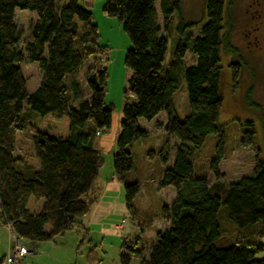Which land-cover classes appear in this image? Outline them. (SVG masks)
Segmentation results:
<instances>
[{
    "label": "trees",
    "instance_id": "1",
    "mask_svg": "<svg viewBox=\"0 0 264 264\" xmlns=\"http://www.w3.org/2000/svg\"><path fill=\"white\" fill-rule=\"evenodd\" d=\"M226 1L204 0L205 21L194 37L178 24L177 31L185 35L169 63L167 37L172 15L179 12L177 1L159 0L161 29L157 0H107L103 6L131 43L124 59L130 75L113 176L123 183L125 206L133 214L140 184L125 183L134 165L130 149L152 127H161L159 188L174 191L171 203L161 207L168 226L155 231L147 253L141 233L124 241L119 264H264V160L256 154L250 175L229 184L220 181L217 170L225 145L224 126L217 120L223 107L221 49H229ZM17 10L35 14L21 49ZM98 38L91 13L78 0H0V225H8L19 240L47 242L73 230L75 218L92 203L83 197L103 163L92 140L109 128L112 111L105 106L107 73L100 65L104 48ZM187 52L194 59L190 65L184 64ZM24 59L37 63L40 71L32 93L19 67ZM88 60L84 98L75 78ZM182 81L188 113L180 120L173 96ZM240 126L241 145H253L254 123L246 120ZM24 131L37 166L17 152L16 137ZM210 135L218 136L212 183L196 173L192 161ZM171 138L176 141L173 150ZM29 198L42 200L38 212L28 210Z\"/></svg>",
    "mask_w": 264,
    "mask_h": 264
},
{
    "label": "rangeland",
    "instance_id": "2",
    "mask_svg": "<svg viewBox=\"0 0 264 264\" xmlns=\"http://www.w3.org/2000/svg\"><path fill=\"white\" fill-rule=\"evenodd\" d=\"M79 4L91 13V22L97 27L98 45L104 48V54L100 58L101 66L106 69V93L105 106H111L110 126L100 135H95L92 146L99 152L102 166L99 173V180H107L108 188L105 195L84 218L85 228L79 226L68 231L64 240L67 248H55L51 256L59 258V261L70 264H118V251L121 240L132 239V222L126 220L122 231H117L114 225L119 224L125 214H118L119 206L124 202L123 183L116 178L111 183L112 156L116 153V141L120 131V122L123 118L122 106L124 103L123 94L126 91V80L130 73L124 66V59L131 43L123 32L122 26L116 18L108 17L103 13V6L107 0H78ZM177 1L179 12L172 15L169 33L167 37V50L165 62L169 63L175 46L182 37L177 29L178 24L184 27L185 33L190 31L194 37L205 21L204 0H173ZM159 0L156 2V15L160 29L162 28L161 16L159 13ZM225 39L229 49H221L220 56V88L223 96V107L217 125L224 126L225 145L217 166L221 175L220 181L229 184L243 176H248L255 163V156L264 160V0H227L225 4ZM35 20V14L27 11L17 10L15 22L21 32L20 46L29 37V25ZM187 27V28H186ZM194 62L191 53L187 52L184 57V64L190 65ZM90 63L85 62L76 75L83 97H88L84 84V71ZM23 78L25 79L28 93H32L40 80L38 64L24 59L19 64ZM130 100V99H129ZM173 103L180 120L188 113L186 100L185 83L173 96ZM250 120L254 123L255 137L251 146L241 145V129L243 121ZM160 128L150 130L146 139L139 140L132 144L130 151L133 154V168L125 174V183L137 182L140 184V193L132 200L133 214L136 212L140 222V233L142 247L145 245L146 253L150 244L154 241L156 230H164L168 222L161 213L163 205L168 206L174 198L172 188L160 190L159 179L161 177V165L157 152L164 139V133ZM217 135H210L205 139L202 148L192 155V161L196 173L206 176L212 183L214 176L210 171L211 162L216 157ZM176 146L174 138L170 139V147L173 150ZM16 149L20 154H30L29 133L19 132L16 137ZM170 161L167 165H170ZM101 183L100 185H102ZM113 184V185H112ZM83 199L89 201L90 194L87 193ZM112 203L115 213L102 219L101 223H94L99 217L106 216ZM42 200L29 198L27 208L31 212H38ZM121 204V205H120ZM128 213V211H127ZM128 213L129 218L134 215ZM97 215V216H96ZM80 221L83 216H77ZM91 223L86 227L87 222ZM225 227L229 226L224 224ZM4 230V229H2ZM104 230V231H103ZM5 232V230H4ZM249 232V231H248ZM5 234V233H4ZM14 238L7 231L5 238ZM59 236L56 237L57 240ZM264 244V237L260 240ZM22 246L27 249L26 242L20 240ZM38 244L43 252L36 256V259L29 262L23 258L22 264H54L47 255V243ZM64 251V252H63ZM6 252H2L5 254ZM7 255V254H6ZM5 255V256H6ZM4 256V259H5ZM3 256H0V259ZM3 264H6L3 260ZM132 264H137L134 261Z\"/></svg>",
    "mask_w": 264,
    "mask_h": 264
},
{
    "label": "crops",
    "instance_id": "3",
    "mask_svg": "<svg viewBox=\"0 0 264 264\" xmlns=\"http://www.w3.org/2000/svg\"><path fill=\"white\" fill-rule=\"evenodd\" d=\"M161 133H164L163 132V130L161 129V131H160V134ZM149 135H150V133H149ZM22 155V157H27V158H29L30 159V161H31V163H33L35 166H37V162L33 159V157L31 156V150H30V154L29 155H25V154H21ZM114 176H113V173L111 174V178H110V180H111V183H112V181L114 180ZM160 180V179H159ZM101 183H103L102 185H100ZM108 183L109 182H107V180H105V181H100L99 180V176L97 177V179H96V181L94 182V184L92 185V187H91V189H90V191L88 192L89 194H90V199H89V201L91 202L92 201V203H91V205L89 206V209H88V211L85 213V214H83L82 216H83V219H81L80 221H78L76 218V222H77V224L75 225V227H77V226H79V227H81V228H85V226H84V224H83V221H84V218L85 217H87L88 215H89V213H90V210L99 202V201H101V199L103 198V196L105 195V192H107L108 190H107V188H108ZM113 185V184H112ZM167 189V188H166ZM160 190H164V189H160ZM139 193H140V190H139ZM139 193H138V195H139ZM173 200V199H172ZM88 201V202H89ZM109 204H110V202H108ZM121 205V204H120ZM114 205L111 203L110 204V209H108V211L106 212V216H102V217H99L98 219H96V220H94V223H97V222H100L101 223V220L102 219H106V218H108V216L109 215H111V214H114L115 213V208L113 207ZM31 212V211H30ZM32 213H34V212H32ZM118 214H125V217L126 216H128V213H127V209H126V206H125V201L123 202V205H121V206H119V211H118ZM134 215V217H133V220H131V219H129L128 221H131L132 222V225H133V228H132V235H133V237H132V239L135 237V236H137L140 232H139V226H140V222H141V220H136L137 219V215H136V212L133 214ZM81 216V215H80ZM97 216V215H96ZM91 222L90 221H88L87 222V225H86V227H87V229H88V225L90 224ZM115 226V225H114ZM74 227V228H75ZM2 229H4L5 230V232H4V230H2ZM8 230L5 228V227H3V226H1L0 225V256H3L1 259H0V264H3V260H4V256L8 253V251H9V247H10V242H9V239L6 237L5 238V234H6V232H7ZM104 231V230H103ZM9 232V231H8ZM5 233V234H4ZM68 233V231L67 232H65L63 235H60L58 238H57V240H55L56 239V237L53 239V240H51V241H47V242H45V243H47V244H45V245H47L48 246V248H50V250H47V255H50V258H51V260H55V258L53 257V256H51V254H52V251H53V249H55V248H59L60 246H62L61 248H67V246L65 245L66 243L65 242H67V238L65 237V235ZM154 235H155V233H154ZM62 240H64L65 242H60V241H62ZM124 241H126V239L123 237L122 238V240H121V245H122V243L124 242ZM120 245V246H121ZM151 245V244H150ZM150 245H149V247H150ZM26 246H27V250H28V254H27V257L25 258L26 260H28L29 262H33L35 259H36V256L37 255H39L41 252H43V250L41 249V247L38 245V244H36V243H32V242H26ZM145 245L143 246V248L145 249ZM148 247V248H149ZM120 249V248H119ZM145 251H146V249H145ZM2 252H6L5 254H2ZM64 252V251H63ZM59 258H56V260H55V262H54V264H70V263H68V261L66 262V263H63V261H59L58 260ZM118 264H119V251H118Z\"/></svg>",
    "mask_w": 264,
    "mask_h": 264
},
{
    "label": "built area",
    "instance_id": "4",
    "mask_svg": "<svg viewBox=\"0 0 264 264\" xmlns=\"http://www.w3.org/2000/svg\"><path fill=\"white\" fill-rule=\"evenodd\" d=\"M97 134H99V132H97ZM129 219V216L124 217L119 224L115 225V229L117 231H122L125 227L126 220ZM5 228L9 231V235L12 234L14 238L11 236L9 237L10 247L4 261L6 264H22L23 258L27 256V249L22 246L20 240L14 235V233L11 232L8 225L5 226Z\"/></svg>",
    "mask_w": 264,
    "mask_h": 264
},
{
    "label": "bare ground",
    "instance_id": "5",
    "mask_svg": "<svg viewBox=\"0 0 264 264\" xmlns=\"http://www.w3.org/2000/svg\"><path fill=\"white\" fill-rule=\"evenodd\" d=\"M27 254H28V250H27Z\"/></svg>",
    "mask_w": 264,
    "mask_h": 264
}]
</instances>
